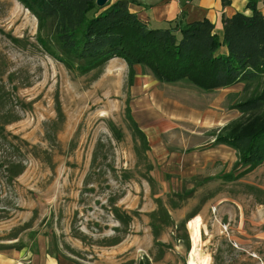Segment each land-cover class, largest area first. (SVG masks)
I'll list each match as a JSON object with an SVG mask.
<instances>
[{"label":"rangeland","instance_id":"1","mask_svg":"<svg viewBox=\"0 0 264 264\" xmlns=\"http://www.w3.org/2000/svg\"><path fill=\"white\" fill-rule=\"evenodd\" d=\"M0 31V52L28 84L8 130L34 148L13 185L17 209L0 218V251L57 264H188L187 224L198 217L207 264H264V160L249 171L213 145L251 117L234 106L261 80L203 92L138 66L129 82L120 59L65 66L43 52L16 0H0Z\"/></svg>","mask_w":264,"mask_h":264},{"label":"trees","instance_id":"2","mask_svg":"<svg viewBox=\"0 0 264 264\" xmlns=\"http://www.w3.org/2000/svg\"><path fill=\"white\" fill-rule=\"evenodd\" d=\"M16 1L35 19L36 40L43 52L65 66L76 61L88 69L120 59L127 67L129 82L134 66H138L158 83L184 81L203 92L261 80L257 93L234 106L251 117L224 126L215 134L213 145L233 149L237 163L249 171L264 160V18L256 7L259 0L246 1L248 16L235 13L222 18L220 35L205 19L148 29L128 12L130 0L102 6H97L96 0ZM46 28L49 39L40 36ZM8 39L13 44L18 42L13 37ZM51 44L58 49L56 52ZM221 48L223 54H219ZM20 73L0 52V218L7 217L10 209H17L13 185L34 152L26 141L8 130L24 109L16 92L28 84ZM129 120L145 145L144 136Z\"/></svg>","mask_w":264,"mask_h":264},{"label":"crops","instance_id":"3","mask_svg":"<svg viewBox=\"0 0 264 264\" xmlns=\"http://www.w3.org/2000/svg\"><path fill=\"white\" fill-rule=\"evenodd\" d=\"M117 1L129 0H104V4L110 5ZM247 0H130L127 3L129 13L143 23L148 29H164L169 23L178 22L188 24L207 20L213 25V32L220 35L221 19L230 18L235 13H250L244 10ZM257 10L264 18V0H259ZM221 48L219 54H223ZM198 218V217H197ZM0 264H57L50 256L38 261L36 255L20 253L13 250L0 251Z\"/></svg>","mask_w":264,"mask_h":264},{"label":"bare ground","instance_id":"4","mask_svg":"<svg viewBox=\"0 0 264 264\" xmlns=\"http://www.w3.org/2000/svg\"><path fill=\"white\" fill-rule=\"evenodd\" d=\"M200 223L199 218H195L187 224V228L190 233V240H191V252L189 255L188 264H207V258H201L199 252V244L200 240Z\"/></svg>","mask_w":264,"mask_h":264},{"label":"water","instance_id":"5","mask_svg":"<svg viewBox=\"0 0 264 264\" xmlns=\"http://www.w3.org/2000/svg\"><path fill=\"white\" fill-rule=\"evenodd\" d=\"M104 4V0H96L97 6H102Z\"/></svg>","mask_w":264,"mask_h":264},{"label":"built area","instance_id":"6","mask_svg":"<svg viewBox=\"0 0 264 264\" xmlns=\"http://www.w3.org/2000/svg\"><path fill=\"white\" fill-rule=\"evenodd\" d=\"M176 1H183V2H187V0H176Z\"/></svg>","mask_w":264,"mask_h":264}]
</instances>
